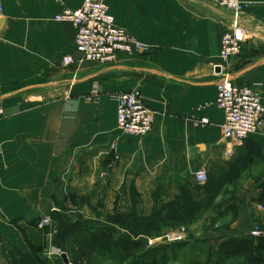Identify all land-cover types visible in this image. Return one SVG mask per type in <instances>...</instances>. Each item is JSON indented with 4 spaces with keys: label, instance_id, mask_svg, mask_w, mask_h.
<instances>
[{
    "label": "crops",
    "instance_id": "crops-1",
    "mask_svg": "<svg viewBox=\"0 0 264 264\" xmlns=\"http://www.w3.org/2000/svg\"><path fill=\"white\" fill-rule=\"evenodd\" d=\"M249 1L241 54L223 62L217 73L228 17L223 21L213 14L204 0H106L116 25L146 47L106 65L80 61L73 26L54 21L63 8L77 9L82 0H2L0 264L11 248L50 245L51 229L37 225L54 209L76 211L84 197L103 219L128 215L135 189L140 211L148 214L150 192L161 189L164 199H171L199 170L212 177L232 172L233 181L242 180V189L226 204L237 208L233 227L251 220L264 224L258 203L264 119L228 158L223 114L215 105L224 75L253 88L264 102V0ZM64 56L74 61L62 69L58 62ZM23 87L35 90L22 95ZM95 89L98 99L87 102ZM134 90L154 112L144 137L116 127L114 95ZM199 118L209 124L194 126Z\"/></svg>",
    "mask_w": 264,
    "mask_h": 264
},
{
    "label": "rangeland",
    "instance_id": "rangeland-1",
    "mask_svg": "<svg viewBox=\"0 0 264 264\" xmlns=\"http://www.w3.org/2000/svg\"><path fill=\"white\" fill-rule=\"evenodd\" d=\"M66 57L74 61L72 56H64L58 62L59 68L72 64L61 65ZM27 83H21V86ZM27 87L22 88V95L29 96L35 90H25ZM241 181L224 183V180H216L200 186L191 179L185 181L171 199H164L161 189H155L149 194L153 205L148 214L140 211L141 194L132 189V225L128 220L116 218L110 220L113 224L110 226L108 220L94 211L88 199L83 197L76 205L78 210L64 211L68 219L76 223L74 232L57 242L53 241V236L50 245L41 249L20 251V264H65L60 253L67 256L66 264H250L243 256L228 259L215 254L222 241L229 238L256 240L250 237V232H264V224L255 220L239 229L233 227L237 220V208L226 209V204L242 189ZM178 196L175 204L158 210ZM85 205L87 210H84ZM182 208H185L183 212ZM259 210L264 213V202L259 203ZM156 214L179 220H166L158 227H148L146 221L141 219ZM125 225L130 226L127 233ZM25 254L32 258L25 257ZM8 261L7 255L4 264Z\"/></svg>",
    "mask_w": 264,
    "mask_h": 264
},
{
    "label": "built area",
    "instance_id": "built-area-1",
    "mask_svg": "<svg viewBox=\"0 0 264 264\" xmlns=\"http://www.w3.org/2000/svg\"><path fill=\"white\" fill-rule=\"evenodd\" d=\"M251 5L249 0H219L213 5L228 17L225 30L220 36V63L215 65V68L220 69V73L223 70V62L241 54L248 34L247 28L242 25L243 12ZM2 14L3 5L0 0V15ZM54 20L73 26L74 47L80 61L106 65L115 62L119 54H138L146 49L134 36L116 25L106 0H82L79 8H63ZM70 63H73V59L66 57L61 65L65 67ZM98 97V90L95 89L85 99L87 102H95ZM114 100L116 127L120 133L144 137L151 132L154 112L147 106L139 91L117 93ZM215 105L223 114L222 138L228 145L225 154L230 158L236 146L258 131L264 119V102L253 88L235 85L229 75H224L218 84ZM208 124L207 118L193 120L196 127ZM207 178L205 170L194 174V180L200 186L207 182ZM37 228L51 229V237L56 232L50 216L42 218ZM261 236L263 233L258 230L250 232V237L257 239Z\"/></svg>",
    "mask_w": 264,
    "mask_h": 264
},
{
    "label": "trees",
    "instance_id": "trees-1",
    "mask_svg": "<svg viewBox=\"0 0 264 264\" xmlns=\"http://www.w3.org/2000/svg\"><path fill=\"white\" fill-rule=\"evenodd\" d=\"M232 173V172H231ZM229 173V174H226L224 176H220V177H212V176H209L208 175V178H207V182L205 183V185L209 182V181H216V180H224V183H231L234 178V176H232V174ZM180 196L176 197L174 200L170 201L169 203L165 204V206L163 205L161 207V209H158V210H162L163 208H166V207H169L171 204H175V202L178 201ZM233 198V197H232ZM231 198V199H232ZM231 199H229L227 202H229ZM259 203H263L264 202V186H263V192L262 194L260 195L259 199H258ZM231 207H235L233 205H228L226 207V209H229ZM236 208V207H235ZM185 210V208H182L181 209V212H183ZM65 220H67L68 222L70 223H73V227L66 231L63 236L61 237H56L54 235L53 237V241L57 242V241H62L67 235H70L74 232V228L76 226V223L75 221H70L68 219V217L66 216L65 212L63 210H61ZM132 211L128 214V215H108L106 217V220H108V223L111 225V219L114 220L116 218L120 219V220H124L127 222L128 220V223L129 225L131 224L132 225V221H133V218H132ZM170 217V216H169ZM183 217V215H182ZM184 218V217H183ZM143 220L146 221V224L148 227H158L159 225H162L163 223L162 222H165L166 220H170L171 221H177L179 220L178 218H173V217H170L168 218L167 217H162L161 215L159 214H156V216L154 215V217H150V216H147L145 218H141ZM179 224V222H178ZM166 225V224H165ZM171 225H174V224H171ZM126 227H124V230L125 232L127 233L129 231V227H127V225H125ZM29 248L31 250H37L38 248L30 245ZM26 253V252H24ZM216 255H218L220 258H236L238 256H243L244 258H246V260L250 263V264H264V234L263 236L259 237L258 239L256 240H253V239H239V238H229L225 241H222L219 245V247L217 248L216 252H215ZM22 256V252H20L19 250L15 249V248H11L9 251H8V257H9V261L6 263V264H20V258ZM26 256H29L30 258H32L30 255H26L25 254V257ZM61 264V263H60Z\"/></svg>",
    "mask_w": 264,
    "mask_h": 264
},
{
    "label": "water",
    "instance_id": "water-1",
    "mask_svg": "<svg viewBox=\"0 0 264 264\" xmlns=\"http://www.w3.org/2000/svg\"><path fill=\"white\" fill-rule=\"evenodd\" d=\"M188 1L193 2V3L195 2V0H188ZM204 1L208 3L206 4V6L213 14L222 18L223 21L226 20L224 19V16H225L224 13L220 11L218 8H216L215 6L211 5L212 0H204ZM215 71L219 73L220 69L216 68ZM28 89L29 88H25V90H28ZM50 218L54 222V225H55V230H56L55 236L56 237L63 236V234L66 231L70 230L73 227V223H70L67 220H65L63 214L58 209H54L51 211ZM61 259L63 263L65 264L67 263V256L64 253L61 255Z\"/></svg>",
    "mask_w": 264,
    "mask_h": 264
}]
</instances>
